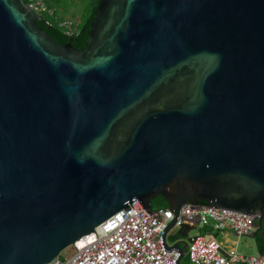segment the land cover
<instances>
[{"label": "water", "instance_id": "water-1", "mask_svg": "<svg viewBox=\"0 0 264 264\" xmlns=\"http://www.w3.org/2000/svg\"><path fill=\"white\" fill-rule=\"evenodd\" d=\"M42 20L0 0V264L49 263L157 196L177 264L187 203L261 227L264 0H100L82 49Z\"/></svg>", "mask_w": 264, "mask_h": 264}, {"label": "built area", "instance_id": "built-area-1", "mask_svg": "<svg viewBox=\"0 0 264 264\" xmlns=\"http://www.w3.org/2000/svg\"><path fill=\"white\" fill-rule=\"evenodd\" d=\"M27 4L35 13L55 17V9L46 0H28ZM59 25L68 35L76 32L71 20H62ZM131 205L133 208L118 211L96 227L95 232L75 242L76 253L73 256L62 259L59 255L46 264H177L180 252L176 248L168 249L163 240L166 229L175 219L172 211L153 208L155 212L149 215L138 200ZM254 216L260 217L258 213ZM254 216L187 203L181 207L179 217L167 233V245L173 246L185 240L182 237L173 243L168 242V236L174 237L183 225L201 229L210 227L213 230L210 233L190 236L191 240L185 248L190 263L264 264V254L244 255L236 247L225 251L213 235L215 232L231 230L238 238L248 236L241 234L257 230L251 224ZM195 218H198L196 224Z\"/></svg>", "mask_w": 264, "mask_h": 264}, {"label": "trees", "instance_id": "trees-1", "mask_svg": "<svg viewBox=\"0 0 264 264\" xmlns=\"http://www.w3.org/2000/svg\"><path fill=\"white\" fill-rule=\"evenodd\" d=\"M26 2L28 0H25ZM100 0H92L91 7L88 11V14L80 26L78 30L73 35H68L59 25V20L57 22L55 20H52V16L49 15H43V20L38 23V25L44 29L51 37L54 38L55 41H57L60 45H64L66 43H71L75 48L82 49L85 46V43L87 41V30L89 29L90 22L93 18L94 11L98 5ZM48 4V3H47ZM49 5V4H48ZM52 7L51 5H49ZM53 8V7H52ZM85 28L84 31L82 29ZM152 208H169L168 203L162 196L155 197L152 202ZM199 204L209 205L207 202L200 201ZM263 211V217H262V225L260 228H258L255 231V238L257 242V246L259 249V252L264 254V235L261 234V232L264 230V206L262 207ZM205 233L212 232V228L207 227L203 229ZM187 261L190 262L189 258L187 257Z\"/></svg>", "mask_w": 264, "mask_h": 264}, {"label": "rangeland", "instance_id": "rangeland-1", "mask_svg": "<svg viewBox=\"0 0 264 264\" xmlns=\"http://www.w3.org/2000/svg\"><path fill=\"white\" fill-rule=\"evenodd\" d=\"M46 2L55 9V17L52 20L57 22V17H64L71 19L74 22L75 31L80 28L84 22L88 11L91 7L92 0H46ZM80 23V26H77ZM197 234L204 235L205 231L199 227L191 230L189 236H196ZM230 238L237 239V237L229 235ZM181 235L175 234L174 237L168 236V242L173 243L178 239H181ZM222 240V238H219ZM240 243L238 244V251L244 255H255L257 252L249 244L246 243L245 237L240 238ZM230 247L236 246V243L228 245ZM76 253L74 246H69L64 251L61 252L60 257L62 259H68ZM180 264H192L187 261V256L185 255Z\"/></svg>", "mask_w": 264, "mask_h": 264}, {"label": "crops", "instance_id": "crops-1", "mask_svg": "<svg viewBox=\"0 0 264 264\" xmlns=\"http://www.w3.org/2000/svg\"><path fill=\"white\" fill-rule=\"evenodd\" d=\"M57 19L59 21L71 20L68 18L60 17V16H58ZM77 26H80V23ZM213 235L221 243V245L225 249V251L229 250L230 248H233V247L228 246V245H231L233 243H236V246H234V247H236L238 250V244L240 243L241 239L238 237H237V239L230 238L229 235L235 236V234L231 230H224V231L215 232ZM220 237L222 238V240L219 239ZM241 238H243V237H241ZM245 238H247V239H245L246 243L249 244L254 250H256V252H257L256 254H259L260 252L258 250V246H257L256 240H255V236L251 237L248 235V236H245Z\"/></svg>", "mask_w": 264, "mask_h": 264}]
</instances>
